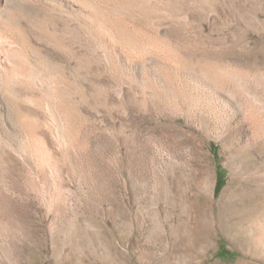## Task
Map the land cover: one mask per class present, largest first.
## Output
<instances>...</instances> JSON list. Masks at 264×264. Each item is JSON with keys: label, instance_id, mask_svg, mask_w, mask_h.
I'll use <instances>...</instances> for the list:
<instances>
[{"label": "rangeland", "instance_id": "1", "mask_svg": "<svg viewBox=\"0 0 264 264\" xmlns=\"http://www.w3.org/2000/svg\"><path fill=\"white\" fill-rule=\"evenodd\" d=\"M23 2L0 264H264V0Z\"/></svg>", "mask_w": 264, "mask_h": 264}, {"label": "bare ground", "instance_id": "2", "mask_svg": "<svg viewBox=\"0 0 264 264\" xmlns=\"http://www.w3.org/2000/svg\"><path fill=\"white\" fill-rule=\"evenodd\" d=\"M12 3L16 6L19 7V10H24L26 9V5L25 3L23 2V0H11ZM26 2V1H25ZM9 19V18H8Z\"/></svg>", "mask_w": 264, "mask_h": 264}, {"label": "trees", "instance_id": "3", "mask_svg": "<svg viewBox=\"0 0 264 264\" xmlns=\"http://www.w3.org/2000/svg\"><path fill=\"white\" fill-rule=\"evenodd\" d=\"M217 188V187H216Z\"/></svg>", "mask_w": 264, "mask_h": 264}]
</instances>
